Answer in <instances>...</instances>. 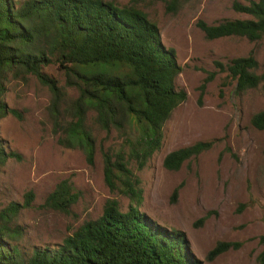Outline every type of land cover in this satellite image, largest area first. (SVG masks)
<instances>
[{
  "label": "rangeland",
  "instance_id": "1",
  "mask_svg": "<svg viewBox=\"0 0 264 264\" xmlns=\"http://www.w3.org/2000/svg\"><path fill=\"white\" fill-rule=\"evenodd\" d=\"M105 1L127 6L132 0ZM253 1L259 0H182L176 13H169L160 1L139 5L158 25L162 43L175 50L183 67L175 87L187 93V100L163 128L162 148L142 169L130 157L136 140L132 129L104 131L95 110L86 115L96 140L93 161L90 163L81 149L60 145L50 89L32 75L9 76L3 101L20 118L8 115L0 119V140L7 151L20 158L0 165V213H9L10 230L21 233L9 241L26 256L37 248L60 245L85 223L101 218L107 204L115 201L123 212L138 207L161 226L185 233L192 252L204 264H258L264 249V131L253 127L252 118L264 111V90L260 86L238 93L236 81L218 64L226 66L233 59L253 54L259 63L257 74H264V39L255 43L238 37L210 41L197 25L200 21L213 25L250 19L237 13L233 5ZM45 72L63 89L60 109L68 116L78 90L58 66L50 65ZM211 74L214 77L202 94L201 87ZM198 143H211V147L186 161L179 171L164 167L167 155ZM120 155L140 182V203L133 201L121 184L112 189L106 182V158L114 160ZM64 181L78 195L67 214L45 206ZM29 193L35 198L27 207ZM14 204L19 205L16 215L10 212ZM222 242L240 246L208 261Z\"/></svg>",
  "mask_w": 264,
  "mask_h": 264
},
{
  "label": "trees",
  "instance_id": "2",
  "mask_svg": "<svg viewBox=\"0 0 264 264\" xmlns=\"http://www.w3.org/2000/svg\"><path fill=\"white\" fill-rule=\"evenodd\" d=\"M146 1L132 0L119 6L105 0H0V119L8 115L20 118L3 101L8 77L35 76L53 94L51 113L61 134L60 145L83 150L91 163L96 140L86 115L95 110L104 131L132 129L136 140L130 157L142 169L162 148L165 124L187 100V93L175 87V79L183 72L175 50L162 43L158 25L139 8ZM155 1L164 3L169 13H176L182 0ZM233 8L250 19L213 25L200 21L197 25L206 39L263 40L264 0L249 5L235 3ZM50 65L58 66L79 92L68 116L60 109L63 89L45 72ZM218 66L236 81L238 93L260 86L264 90V74H257L259 63L253 54ZM213 77L211 74L201 87L202 94ZM252 125L264 131V111L254 115ZM210 147L211 143H198L174 151L166 156L164 167L179 171L186 161ZM19 158L0 140V165ZM105 177L110 188L121 184L133 201L141 202L140 182L124 156L106 158ZM34 198L33 193L27 195V207ZM77 201L73 187L64 181L49 195L45 206L67 214ZM11 207L10 212L16 215L19 205ZM11 220L6 211L0 213V264H204L192 252L185 233L161 226L138 207L123 212L115 201L107 204L101 218L85 223L62 244L34 249L29 256L9 241L17 238L14 234L21 236L10 230ZM261 241L264 243V237ZM239 246L219 243L207 260ZM257 261L264 264V249Z\"/></svg>",
  "mask_w": 264,
  "mask_h": 264
}]
</instances>
